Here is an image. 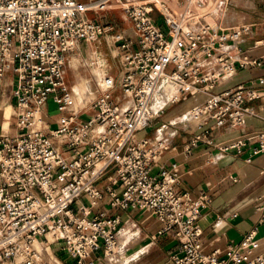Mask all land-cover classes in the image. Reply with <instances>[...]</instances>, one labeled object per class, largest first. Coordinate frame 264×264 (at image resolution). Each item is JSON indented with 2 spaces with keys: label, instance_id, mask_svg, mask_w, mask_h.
Wrapping results in <instances>:
<instances>
[{
  "label": "built area",
  "instance_id": "1",
  "mask_svg": "<svg viewBox=\"0 0 264 264\" xmlns=\"http://www.w3.org/2000/svg\"><path fill=\"white\" fill-rule=\"evenodd\" d=\"M223 3L222 18L210 24L189 7L177 18L163 0H0V98L11 72L16 119L15 133H0V264H54L38 253V242L56 245L60 264H99L119 246L123 223L113 211L130 210L155 219L158 236L176 243L165 264H264V255H254V233L225 257L204 252L200 221L210 196L181 191L177 166L152 173L170 134L139 137L187 97L202 101L180 122L184 127L162 124L156 132L193 124L191 147L214 144L212 125L243 127L253 114L247 103L261 96L257 91H217L240 69L262 65L243 48L252 25L233 23L236 2ZM114 5L133 22L131 34L116 37L120 75L102 79L92 115L80 120L66 81L68 56L110 32L88 13ZM168 82L177 98L154 115V96ZM50 102L71 111L53 129L44 115ZM259 144L253 155L264 151V136Z\"/></svg>",
  "mask_w": 264,
  "mask_h": 264
},
{
  "label": "crops",
  "instance_id": "2",
  "mask_svg": "<svg viewBox=\"0 0 264 264\" xmlns=\"http://www.w3.org/2000/svg\"><path fill=\"white\" fill-rule=\"evenodd\" d=\"M78 1L89 3L95 0ZM184 2L179 0L178 4ZM248 4V8H243L236 3L233 23L252 25L253 33L243 48L248 49L250 59L262 65L240 69L233 78L219 86L227 85L226 87H218L217 91L236 89L239 86L257 91L261 96L247 103L253 114L247 117L243 127L231 129L212 125L214 144L200 143L196 147H191L190 143L198 129L193 124L186 129L174 128L176 126L183 128L184 125L180 124L182 120L172 123V119L181 114L173 115L180 106L172 109L170 106L167 118H161L160 125L175 124L176 126L170 128L172 133L166 131L170 134L166 136L169 138V148L153 163L152 169L154 175H159L162 168L177 166L183 175L181 191L194 195L205 192L210 196L211 205L203 211L200 221L203 231L202 242L207 255L218 252L221 257L226 256L230 245H239L249 233L255 235L254 255H264V151L253 155V150L260 146V137L264 136V0H249ZM238 11H243L242 13L247 17L246 21L239 22L235 17ZM88 17L97 23L110 26L111 33L115 34V37L128 29H133V22L118 5H114L104 13L89 12ZM153 17L159 19V13L155 12ZM255 43L260 44L254 49ZM120 70L121 67L113 75L118 77ZM12 82L13 75L11 72L6 73L3 80L5 93L0 98V113L7 105L14 110ZM117 95L121 97V92H117ZM192 100L185 101L188 103L186 108L196 102ZM50 104L44 110V115L49 128L53 129L59 119L69 115L71 111L61 112L54 104ZM51 107L56 110L54 113L51 112ZM14 122L10 128L11 134L16 131V119ZM3 124L0 121V133H6ZM157 129L152 124L139 136L154 139ZM237 142L245 143L241 153H238L237 149L225 151V147ZM248 159H251V162H248ZM105 183L102 182L100 187ZM115 212L122 219V229L127 230L128 239L130 235L135 239L136 236L132 232H136L141 237L140 247L148 249L135 264H165L168 261L170 254L175 251L176 243L166 237L158 236L159 224L155 219L135 210L113 211ZM55 246L49 247L52 257L58 255Z\"/></svg>",
  "mask_w": 264,
  "mask_h": 264
},
{
  "label": "rangeland",
  "instance_id": "3",
  "mask_svg": "<svg viewBox=\"0 0 264 264\" xmlns=\"http://www.w3.org/2000/svg\"><path fill=\"white\" fill-rule=\"evenodd\" d=\"M163 1L169 5V7L171 8V10L173 11V13L175 14L177 18H181L184 15L185 10L188 8L187 0H184L185 2L180 3V4H178V0H163ZM223 1L224 0H219L218 3H216V5L212 7V10H215L217 8V11H218L216 16L212 18L213 21L211 18L210 19L205 18V17H200V18L210 24H215L217 21H219L222 18V13L225 12L224 9L222 8V5L224 4ZM233 1H235L240 7H243V8L249 7V4H248L249 0H233ZM178 5L182 8L180 12L177 11ZM182 5L184 6V8ZM238 12L239 13H237L235 17L239 20V22L246 21L247 17L246 15L242 13L243 11H238ZM111 31L112 30H110V32L105 36V39L102 38L96 43H84L74 52L70 53V55L68 56V60L66 64V81L69 87L71 88V96L73 97L74 103H75L73 107V111L81 113L80 120L89 118L92 115V111L89 110V107L91 103L99 96V84L102 81V79L106 75L114 76L113 73H115L120 67V57L118 56V49H117L119 47V44L116 42L115 34H112ZM132 31L133 29H128L125 31V33L129 35L132 33ZM94 71H97L101 75L100 80L95 77ZM119 75H120V72L118 73V77ZM87 80L91 81V93H90V96L85 98L84 102L79 106L77 105V102H76V98L78 95L75 92V90H73V88L75 86L80 87V84ZM170 85L173 87L174 91H177V88L173 83H170ZM226 86L227 85H223L219 88H222V87L224 88ZM165 87L166 88L163 89L164 93L161 92L159 94L160 95L159 98L162 103L169 102L170 98L172 97V93L170 94V92L167 90L166 85ZM201 99L202 97L199 98L197 102H194L190 106L192 107L196 103H199L200 102L199 100ZM187 100H188V97H187ZM50 103H51L50 105L53 104L52 102ZM187 104L188 103H185V101H180L176 103L175 105L171 106V109L172 107L180 106V109H178L177 112L173 114L174 116H176L177 114H181V115L176 116L174 119H172V123L174 122L177 123L180 120L186 119L185 115L191 108V107L186 108ZM50 109H51V112L53 111L52 113L56 111L52 107ZM7 110H10L11 112L8 122L5 119V113L7 112ZM169 111L170 109L165 110V112L161 114V116L157 120L153 121L152 123L153 127L156 126V128H159L161 126L160 119L163 117L167 118ZM14 119H15L14 110L12 109L10 105H7L0 113V121H1V124L4 123L3 127L6 132L11 133L10 128L15 123ZM170 128L171 127H167L164 130H160L157 133V135H161V133L165 135L166 131L167 133H172V130ZM126 232H127L126 229H122L121 234H120V244L117 248V254L115 255V257L113 258H111L112 256L105 257L103 261L99 264H135L136 262L140 261V259L143 257V254H145V252L148 249H144L140 247L141 237L138 233L132 232L134 233L136 238L134 239V236L130 235L128 239V235L126 234ZM44 246L49 247L47 244H44ZM57 248H58L57 246L54 247L55 250ZM48 255L51 256L52 254L48 253ZM46 259L51 261L50 257ZM52 263L60 264L59 262H56L54 260H52Z\"/></svg>",
  "mask_w": 264,
  "mask_h": 264
},
{
  "label": "bare ground",
  "instance_id": "4",
  "mask_svg": "<svg viewBox=\"0 0 264 264\" xmlns=\"http://www.w3.org/2000/svg\"><path fill=\"white\" fill-rule=\"evenodd\" d=\"M218 1L219 0H213V1L212 0H207L206 3H202L200 0H189L188 1V7L194 11L193 15L195 17H198V18L205 17V18H209V19L211 18L212 19V18H214L216 16V14L218 12L217 8L215 10H212V7L215 6L216 3H218ZM183 8H184V6H183ZM181 9L182 8L178 5L177 11L180 12ZM212 21H213V19H212ZM94 73H95V77L100 80L101 79V75L97 71H94ZM165 85L167 86V90L170 92V94L172 93V97L170 98V100L177 98V91H174L173 87L170 85L169 82L168 83H164L158 89V91L156 92V94L154 96V99H153L152 112H153L154 115H157L160 112V110L163 107L167 106L168 103L170 102L169 101V102H166V103H162L160 101V98H159L160 97L159 94L161 92L164 93L163 89L166 88ZM73 90H75V92L78 95L77 98H76V102H77V105L80 106L84 102L85 98L90 96V93H91V81L90 80L84 81V82H82L80 84V87L75 86L73 88ZM10 113H11L10 110H7V112L5 113V119H6L7 122L9 121ZM36 249H37L38 253L40 255H42L44 258L50 257L51 261L54 260V261L58 262L57 257H54V256L52 257V256L48 255V253H52L51 249L49 247L44 246V244L42 242H38L36 244ZM116 254H117V250H116L115 254L111 258L115 257Z\"/></svg>",
  "mask_w": 264,
  "mask_h": 264
}]
</instances>
